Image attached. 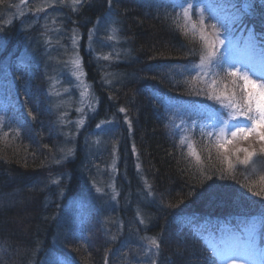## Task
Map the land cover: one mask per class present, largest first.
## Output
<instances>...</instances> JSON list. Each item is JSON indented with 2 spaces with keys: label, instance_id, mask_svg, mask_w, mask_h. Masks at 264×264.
Returning <instances> with one entry per match:
<instances>
[{
  "label": "trees",
  "instance_id": "16d2710c",
  "mask_svg": "<svg viewBox=\"0 0 264 264\" xmlns=\"http://www.w3.org/2000/svg\"><path fill=\"white\" fill-rule=\"evenodd\" d=\"M171 1L112 0L109 5L108 0L99 4L93 0L74 16L80 29L85 27L80 26L82 20L91 25L109 11L121 41L124 61L108 63L110 68L105 69L106 61L83 57L87 79L99 99L98 115L124 108L129 121L130 136L122 130L125 148H119V169L125 175L118 181L119 204L142 202L139 210L145 216L141 217L148 219L144 233L159 243L157 264H204V254H210L208 240L230 232H253L256 237L248 239L251 248L264 247V236L259 237L254 228L264 229V172L237 164L236 157L223 153L213 138L202 135L208 128L192 127L185 133L171 119L170 108L211 100L210 78L204 77L202 83L195 70L202 46L200 33L190 25L187 34L177 29L174 20L181 4ZM212 1L226 6L219 28L224 43L264 50V0H193V21L200 9L206 12L207 25L221 21L208 17ZM13 3L16 0H0V110L9 118L6 125L0 124V264H50L55 258L52 252L70 256L72 264H119V243L115 247L109 241L114 235L87 211H72L75 199L83 200L84 210V199L93 195L87 182L93 171L86 172L83 165L85 135L70 133L71 154H62L65 148L58 129L62 128L49 105L48 79L35 61L20 60L27 36L32 41L38 31L23 30V19L5 24L6 18L13 17L9 13ZM179 22L183 23L182 15ZM227 54L229 50L220 45L217 56L227 60ZM109 69L112 73L105 74ZM221 76L231 90V79L223 72ZM185 134L195 155L183 139ZM131 146L152 194L150 200L140 195L138 181L130 179L132 168L123 166L131 163ZM88 155L95 164V153ZM224 155L236 165L235 171L228 169ZM85 188L88 193L83 197ZM133 212L131 207L119 209L125 230L127 221L137 227ZM251 219L253 226L245 233L242 230Z\"/></svg>",
  "mask_w": 264,
  "mask_h": 264
},
{
  "label": "rangeland",
  "instance_id": "374dc122",
  "mask_svg": "<svg viewBox=\"0 0 264 264\" xmlns=\"http://www.w3.org/2000/svg\"><path fill=\"white\" fill-rule=\"evenodd\" d=\"M92 1L81 0L79 4L73 6L71 0H16V3H13V8L9 11L13 17L6 18L5 24L10 22V19H23V30L27 28L28 30H34L35 28L38 31L37 35H33L32 41H29V37L27 36L26 39L28 41L25 43L27 49L24 51L23 48L20 60L25 63L35 61V66L41 69L43 75L48 79L47 92L50 98L49 105L53 107V111L56 113L58 125L64 129V132H62V129L58 128L63 137L61 144L65 148L62 154L70 156L68 150L72 149L73 145L70 142L72 140L69 136L70 133H73L74 136L78 134H81V136L82 134L85 135L82 140L83 144L81 143V148L83 149L82 157L84 159L83 165L86 172L90 173L93 171V175L87 178V182L92 187L93 195H89L87 199H84L85 206H87L84 210L81 207L83 200L75 199L72 211L78 210L79 213H90L98 221L99 226L102 225L101 227L104 230L114 235L109 241L110 243L113 242L115 247L116 242L119 243L116 251L119 264H123V262H126L125 264H157L159 249L150 243L152 239L157 241V238L144 233L147 229L144 222L148 219L144 220L141 217V214L145 216L143 212H140L142 202L140 204L136 200L137 204H134L123 201V204H119L120 186L118 181L125 176H122L119 169V148L123 147L121 146V141L124 139L122 130H125L126 136H130L128 117L125 115V112H120V109H117L113 114L105 113L98 115L99 99L94 92L93 85L87 79V73L84 68L83 57L85 55L93 57L94 59H91L94 61H106L103 64L104 67L108 63L113 64L124 61L122 58L121 41L113 28L114 20L109 11H104L105 20L101 18V13L91 25L86 24L85 19L82 20L80 26L84 27L85 25V27L79 29V22H76L78 20H76L77 17L75 16L79 14L83 6L91 4ZM95 1H97L96 4H99V0ZM173 1L185 6H187L185 1L193 2V0ZM173 1H171L172 4L174 3ZM211 4L214 8L208 11L210 12V16L208 15V17L215 22L221 19L217 23L219 31V28L222 29L220 24L224 20L225 13L223 9L226 6H218L213 1ZM73 7H75V10H73ZM203 15L206 19L205 11H203ZM250 45L241 46L240 49H237L233 42H230V44L224 43L222 46L229 50V55L227 54L228 63L224 67L227 68L229 64H232L243 70L251 68L250 75H253L255 79L264 72V59L257 56L259 53H262L264 56V50L262 52L258 48L253 50ZM222 58H225V56ZM73 60H79V68L72 63ZM109 64L105 69L107 67L110 68ZM110 73L112 72L109 69L105 74L109 75ZM115 78V75L114 77L111 76L110 80L114 81ZM225 84V82L224 84L218 83L215 89L208 86L207 88L209 92L219 93L225 90ZM186 104L187 106L181 109L180 105L175 106L172 110L170 108L171 119L181 124L185 133L187 129H192V127L208 128L209 131H212V125L216 122L218 115L223 114L224 118L227 119V110L223 109L221 103L215 99H211L205 104L197 102ZM6 114L5 110H0V124L2 125H6L9 120ZM180 114H184L186 118L181 117ZM189 138L188 134H185L183 137L188 145H192L193 149L194 145ZM213 139L215 140V137ZM239 141L228 145L227 152H224L222 149L220 150L234 157V159L237 155L240 159H243L245 156L243 152L235 153L237 147L255 151L256 156L253 157L255 165L253 166L250 163L247 167L250 170H253L254 167L255 171L260 170L259 172H264V153L260 151L264 147V144L253 138H249L247 141L244 140V142ZM84 148L88 154L95 153V156H97L95 164L90 163L91 161L88 159L89 155L85 153ZM129 153L131 163L129 165L127 163L123 164V166L127 169L132 168L134 171L132 174L133 178L130 177V179L138 181V190L143 191V195H140L145 200H150L152 194L149 191L141 165L132 146ZM127 179L125 180L127 181ZM87 191V188L81 190L83 197L87 196ZM79 198L82 197L79 196ZM140 199L141 201L143 200L142 197ZM122 206L124 208L131 207L132 211H134L133 216L136 215L138 222L136 228L132 227L130 221H127L125 230L122 217L117 215L120 214L119 209ZM145 207L143 203V208ZM122 213L127 212L123 211ZM95 223L93 221V224ZM252 226L253 220H248L242 231L246 233L247 228ZM254 228H256L259 237L264 236V229L260 230L259 225H254ZM98 231H100L99 228ZM248 231L251 232V230ZM140 233L142 234L140 235ZM239 233L234 231L221 237L210 238L207 243L210 246V254H204V264H208L213 246H216L218 249L237 246L245 248L244 244L247 243L248 239H251L252 235L256 237L253 232L250 234L251 236L241 233L240 235L245 239L243 241ZM51 249L55 251L53 248ZM51 255H54L55 258L50 264L73 263L70 256L66 254L58 253L56 255L52 252ZM130 261L133 262L131 263ZM243 264H264V253L245 256Z\"/></svg>",
  "mask_w": 264,
  "mask_h": 264
},
{
  "label": "snow or ice",
  "instance_id": "6c2138e0",
  "mask_svg": "<svg viewBox=\"0 0 264 264\" xmlns=\"http://www.w3.org/2000/svg\"><path fill=\"white\" fill-rule=\"evenodd\" d=\"M71 2L75 6L81 0H71ZM108 2L111 5L112 0H108ZM180 7L181 13H178L174 20L177 29H184L185 34H187L188 26L190 25L192 30L199 31L200 33L202 46L199 50V63L195 65L197 77H199L202 83L205 82L204 77H209L210 83H208V87L215 89L218 83H224L221 76V72H223L224 76L231 78L230 82L233 86L231 90H228L227 84H225L224 91L208 93L210 99L219 101L222 108L227 110V119L224 118L223 114L218 115L216 122L212 125L213 130L202 133V135H206L208 138L215 137V146L224 152L228 151V145H232L238 140L247 141L249 138H253L264 144V72L254 79L253 75H250L251 68L243 70L232 64H229V67L225 68L224 65L228 61L225 58L217 56L218 47L224 44V40L220 39L217 24L213 23L209 26L205 23L203 9H200L197 13V21H193V4L191 2H188L186 7L183 5ZM73 10H75V7H73ZM181 15L183 23L179 22ZM197 24L199 28H197ZM72 63L77 68L80 67L79 60H73ZM124 111V108L120 109V112ZM188 147L192 150L191 144ZM71 151V149L68 150L69 154H71ZM260 151L264 153V147ZM240 152L245 153V156L243 159H240L237 155V164L248 166L251 163L253 166L255 165V161H253V157L256 156L255 151L237 147L235 153ZM191 154L195 155L194 150H192ZM197 159H199L198 155ZM224 160L228 162V169L235 171L236 165L233 164L230 157L225 156ZM253 170H255L254 167ZM54 182L58 183V181ZM256 194L258 195V193ZM150 243L157 248L159 247V243L155 239H152ZM252 254L251 245L245 248L237 246L219 249L213 246L208 264H238V262L239 264H243V258Z\"/></svg>",
  "mask_w": 264,
  "mask_h": 264
}]
</instances>
